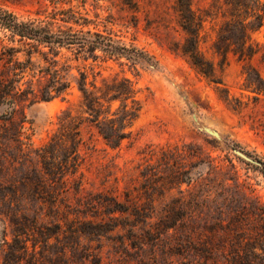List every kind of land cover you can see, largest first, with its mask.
Masks as SVG:
<instances>
[{
  "label": "trees",
  "instance_id": "obj_1",
  "mask_svg": "<svg viewBox=\"0 0 264 264\" xmlns=\"http://www.w3.org/2000/svg\"><path fill=\"white\" fill-rule=\"evenodd\" d=\"M175 6L185 37L169 46L186 55L206 77L223 83L215 57L202 47L206 21L221 16L212 52L220 56L222 67L233 53L243 63L245 88L259 98L264 77L252 59L264 45L253 34L264 24V0H212L204 8L195 7L194 0H176ZM92 21L88 12L72 6L27 19L0 7L5 29L0 34V104L12 105L8 118L23 102L67 98L73 86L79 91L78 102L61 110L57 129L42 146L23 141L24 119L12 129L0 125V149L8 138L22 156H37L35 177L26 175L21 183L46 209L18 208L9 213L35 223L55 218L54 224L61 227L64 221L67 230L81 233L104 235L123 227L136 245L144 244V233L159 240L166 235L183 264H264V199L241 179L231 159L213 156L196 142L150 144L143 160L121 173L103 164L97 188H86L84 124L94 126L111 147H120L134 135L144 97L130 77L117 74L98 81L96 74L90 77L86 65L74 61L105 56L125 57L131 66L156 63L143 48L90 27ZM222 89L227 102L246 105L228 87ZM252 162L264 174V159L255 157ZM15 184L13 192L18 191ZM82 190L86 192L77 195L76 203L69 199L70 191ZM29 229L26 224L18 228L19 233ZM22 247L29 248L27 243Z\"/></svg>",
  "mask_w": 264,
  "mask_h": 264
},
{
  "label": "rangeland",
  "instance_id": "obj_2",
  "mask_svg": "<svg viewBox=\"0 0 264 264\" xmlns=\"http://www.w3.org/2000/svg\"><path fill=\"white\" fill-rule=\"evenodd\" d=\"M133 1L136 3H128ZM211 1L194 0V6L208 7ZM175 4L176 0H0L1 8L24 19L43 17L71 6L78 8L94 19L90 27L104 33L110 31L115 38L143 48L156 60L155 64L138 62L136 66H131L125 57L103 56L97 60L91 57L74 61L79 66L86 65L90 77L96 74L98 81L117 74L130 77L144 97L143 109L134 124V135L126 138L120 147H111L94 126L84 124L81 152L83 169L89 178L88 190L97 188L103 164L118 168L121 173L142 161L144 150L150 144L192 141L213 156L231 159L241 179L251 184L255 193L264 199V174L252 162L255 157L264 159V93L257 98L255 91L245 88L243 63L233 53L229 55L228 64L223 67L218 64L220 56L213 54L211 43L221 16L206 21L202 47L215 57L217 74L223 78V83L206 77L186 55L173 50L170 42H181L185 37ZM4 33L0 24V34ZM253 37L264 45V24ZM263 52L264 46L252 63L259 67L264 77ZM224 87H228L233 96L247 101L246 105L238 107L236 100L227 102ZM78 99L79 91L73 86L67 98L59 96L23 102L10 119L12 105L4 102L0 104V125L12 129L24 119L23 141L39 147L57 129L61 110L77 103ZM37 164L35 154L22 156L16 144L8 138L3 139L0 149V264H183L181 255L170 247L166 235L159 240L144 233V244L136 245L130 240V232L123 227L101 235L67 230L64 221L61 227L54 224L55 218L46 217L38 223L13 218L9 212L18 208L31 212L46 210L21 183L26 175L35 177ZM14 183L17 192L11 191ZM85 192L70 191L68 197L76 203L77 195ZM74 223L79 224L78 221ZM25 224L32 229L19 233V226ZM84 228L90 227L85 224ZM24 243L28 244V249L22 247Z\"/></svg>",
  "mask_w": 264,
  "mask_h": 264
},
{
  "label": "water",
  "instance_id": "obj_3",
  "mask_svg": "<svg viewBox=\"0 0 264 264\" xmlns=\"http://www.w3.org/2000/svg\"><path fill=\"white\" fill-rule=\"evenodd\" d=\"M207 129L208 130H211L212 132H215V133H217L215 130H213L212 128H209V127H207ZM241 154H244L245 155V153H243L242 151H239ZM253 160V159H252Z\"/></svg>",
  "mask_w": 264,
  "mask_h": 264
}]
</instances>
